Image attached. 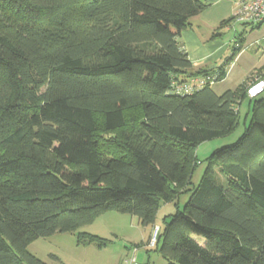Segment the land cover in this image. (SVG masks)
Here are the masks:
<instances>
[{
  "label": "trees",
  "instance_id": "trees-1",
  "mask_svg": "<svg viewBox=\"0 0 264 264\" xmlns=\"http://www.w3.org/2000/svg\"><path fill=\"white\" fill-rule=\"evenodd\" d=\"M205 6L0 0V264H48L31 241L107 211L154 225L159 206L184 194L154 245L167 264H264V98L246 96L250 81L177 90L225 76L224 65L193 69L178 40ZM245 98L248 125L208 155L193 186L195 146L231 134ZM76 242L103 244L86 232Z\"/></svg>",
  "mask_w": 264,
  "mask_h": 264
},
{
  "label": "rangeland",
  "instance_id": "rangeland-1",
  "mask_svg": "<svg viewBox=\"0 0 264 264\" xmlns=\"http://www.w3.org/2000/svg\"><path fill=\"white\" fill-rule=\"evenodd\" d=\"M204 2L206 8L208 3ZM228 20L229 18L225 20L226 24L221 25L220 23L212 30L213 38L216 37L225 49L217 64L225 66L226 75L222 81L215 82L212 86L217 93L236 88L239 83L264 70L262 63L264 22L256 25L236 22L234 17L231 21L228 22ZM236 46L240 47L237 55L231 63L225 64L232 49ZM259 97L264 98V92ZM132 110L133 108H130L126 112L130 114ZM250 118L247 100L244 99L239 105V125L231 134L204 141L195 146V154L200 163L196 166L191 178L193 186L198 184L202 176L208 155L221 146L235 142L243 133ZM219 175V180L224 184L225 178ZM187 198L188 196L184 194L177 203H162L159 206L154 223L159 226L160 230L163 227L164 216L177 209L181 210ZM152 227V224L143 225L134 215L107 211L90 224L79 227L73 232L55 233L37 238L29 243L27 250L48 264H122L123 259L130 256L136 248L137 264H167L159 248L146 245ZM82 232H91L98 236L103 244L77 245L76 235ZM196 239L202 241L200 237ZM51 255H55L58 260L51 258Z\"/></svg>",
  "mask_w": 264,
  "mask_h": 264
},
{
  "label": "crops",
  "instance_id": "crops-1",
  "mask_svg": "<svg viewBox=\"0 0 264 264\" xmlns=\"http://www.w3.org/2000/svg\"><path fill=\"white\" fill-rule=\"evenodd\" d=\"M204 1L208 3V6L205 9H203L201 12H199L197 15L192 16L189 19V25L181 31L178 40L182 44L184 50L187 52L193 69L204 68L207 70H212V69L216 70L221 66V64H217V62L220 61L221 56L225 52V49L222 47V45L220 44V42L216 37L213 38L214 32L212 30L215 29L218 25H220L221 22L225 21L226 19L228 18L231 19L232 17H234L238 9L237 3L239 0H204ZM261 23H258L256 25H260ZM262 63L264 64V53L262 54ZM263 75H264V70L251 76L245 82L248 83L252 79ZM199 78L200 77H195V80ZM222 80L223 79H221L220 81ZM212 86L211 88L213 89ZM214 92L217 93L216 91ZM221 93H217V94H221ZM245 99L247 100V107H248V98ZM239 105H238V110H239ZM154 225L156 224L154 223ZM156 226L159 228L158 225ZM77 245H81V244H77Z\"/></svg>",
  "mask_w": 264,
  "mask_h": 264
},
{
  "label": "built area",
  "instance_id": "built-area-1",
  "mask_svg": "<svg viewBox=\"0 0 264 264\" xmlns=\"http://www.w3.org/2000/svg\"><path fill=\"white\" fill-rule=\"evenodd\" d=\"M238 9L234 16L236 22L258 24L264 21V0H239ZM215 76L200 77L192 79L178 86V91L191 92L196 87H201L205 83L213 84ZM264 92V76L252 79L246 88V96L249 99L256 98ZM159 228L155 225L152 227L148 238L147 246L154 247ZM136 248L123 259L122 264H137L135 256Z\"/></svg>",
  "mask_w": 264,
  "mask_h": 264
}]
</instances>
